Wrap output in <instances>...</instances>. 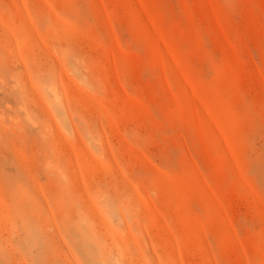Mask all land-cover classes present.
Wrapping results in <instances>:
<instances>
[{"label":"rangeland","instance_id":"1","mask_svg":"<svg viewBox=\"0 0 264 264\" xmlns=\"http://www.w3.org/2000/svg\"><path fill=\"white\" fill-rule=\"evenodd\" d=\"M0 264H264V0H0Z\"/></svg>","mask_w":264,"mask_h":264}]
</instances>
